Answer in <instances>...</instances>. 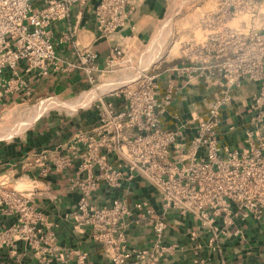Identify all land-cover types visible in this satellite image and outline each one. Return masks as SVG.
Returning a JSON list of instances; mask_svg holds the SVG:
<instances>
[{
    "label": "built area",
    "instance_id": "obj_1",
    "mask_svg": "<svg viewBox=\"0 0 264 264\" xmlns=\"http://www.w3.org/2000/svg\"><path fill=\"white\" fill-rule=\"evenodd\" d=\"M139 1L99 0L94 12L98 36L110 38L128 28ZM210 1L212 9L203 11L185 29L176 56L166 61L169 64L166 70L186 83L200 82L220 90L204 115L189 126L194 133L186 143L182 142L181 130L160 123L159 117L173 102L176 90L170 81L161 88L159 67L141 70L134 80L104 94L98 89L100 94L93 96L90 106L98 118L94 131L110 135L113 147L109 148L119 154V166L123 163L130 173H136L152 186L165 211L191 216L216 238L221 230L219 223L228 228L236 220L264 217V21L258 26L254 22L255 17L264 19L261 2L170 0L159 27L161 35L154 36L146 47L157 45L164 49L170 34L168 23L195 5ZM73 2L0 0V105L12 95L23 94L25 100L31 97L32 89L21 71L46 79L60 69L48 29L69 16ZM244 16L249 17L248 22L241 21L237 27L230 25ZM77 33L78 29L73 27L64 40L71 42L75 59L66 68L82 71L89 87L78 95L80 99L93 92L96 81L113 73V66L121 67L128 53L123 47L112 46L101 68L97 54L89 47H80ZM246 83L253 84L256 93L248 104V121L242 129L243 147L232 149L220 143V111L232 102V92ZM234 129V125L228 128ZM76 139L85 142V135L80 133ZM86 147L89 154L82 169L90 172L98 167L96 179L118 189L119 170L97 156L99 145L87 143ZM68 164V159L56 162L57 166ZM93 187V181L82 187L72 217L75 227L92 231L93 238L103 246H115L109 264H159L168 252L163 246L167 229L164 218L153 217L146 202H136L130 207L114 199L109 206L97 208L91 204ZM133 210L151 226L154 241L149 249L130 250L123 243L121 232ZM0 216L16 217L15 224L0 232V245L15 247L16 243L24 242L36 247L46 243L41 236L45 225L43 214L31 204L29 195L7 188L4 183H0ZM46 244H51V240ZM75 264H86V255L78 253Z\"/></svg>",
    "mask_w": 264,
    "mask_h": 264
},
{
    "label": "crops",
    "instance_id": "obj_2",
    "mask_svg": "<svg viewBox=\"0 0 264 264\" xmlns=\"http://www.w3.org/2000/svg\"><path fill=\"white\" fill-rule=\"evenodd\" d=\"M98 2L74 0L69 16L49 27L59 70L51 72L46 79L20 72L32 89L29 99L50 100L57 103L55 106L61 105L47 109V113L38 116L20 136L0 139V183L29 195L31 204L44 216L41 236L46 243L51 240V244L41 243L36 247L24 242L16 243L15 247L0 245V264H75L78 253L86 255V264H109L115 246H103L93 238L89 229L76 228L72 219L82 187L89 181L94 182L91 204L97 208L109 206L114 199H120L130 207L136 202H146L153 211V217L164 218L167 229L163 246L168 252L159 264H264V217L261 220L253 217L236 220L228 228L219 223L220 233L213 238L191 216L165 211L159 194L152 186L136 173H130L123 163L119 166V154L109 148L113 147L110 135L94 131L98 118L90 106L93 95L90 93L77 99L88 85L82 71L66 68V64L75 62V59L71 42L64 40L65 35L76 27L80 47L91 48L102 68L112 46L123 47L129 54L136 47L148 45L160 32L161 21L170 5V0H140L128 28L110 38H100L94 21ZM165 38L164 35L162 39ZM168 66L167 63L159 67L161 88L170 81L176 95L159 120L164 127L181 130L182 142L186 143L194 133L189 126L204 115L213 99L220 95V90L200 82L186 83L182 77L168 72ZM255 93V86L246 83L240 90L232 92V102L222 107L219 116L222 146L232 149L243 147L242 129L248 121V104ZM23 99V94L5 98L0 109ZM121 109L119 105L118 110ZM233 125L235 129L229 131ZM80 133L85 135V142L77 141ZM87 143L99 145L97 156L119 170L118 189L96 179L98 167L90 172L82 169L89 154ZM63 159H68L69 164L57 166L56 162ZM89 175L93 177L88 178ZM140 217L133 210L126 219L121 234L127 249H149L153 244L151 226ZM15 222V216H0V232Z\"/></svg>",
    "mask_w": 264,
    "mask_h": 264
},
{
    "label": "rangeland",
    "instance_id": "obj_3",
    "mask_svg": "<svg viewBox=\"0 0 264 264\" xmlns=\"http://www.w3.org/2000/svg\"><path fill=\"white\" fill-rule=\"evenodd\" d=\"M261 2V13L264 17V0ZM201 6V7H199ZM199 7V8H198ZM212 2H207L203 5L198 4L193 8L189 9L186 13L174 18L169 24L170 33L164 49L160 46L142 45L136 47L135 50L128 54V58H124L123 63L120 66H113V73L103 76L99 81L95 82L93 88V96L100 94L98 89L102 90L101 94L112 90L113 88L120 87L123 83L132 81L137 74L146 68L152 69L153 67H162L163 64H167L171 58L176 56V51L179 47V40L183 39L185 34V29L190 27L199 17L200 13L204 10L212 9ZM198 8V9H196ZM249 17H239L231 22V26L237 27L241 21L248 22ZM264 21L255 17V24L258 26L260 22ZM170 51V56L166 59L168 51ZM148 58V59H147ZM151 58V59H149ZM152 60V61H151ZM150 63V64H149ZM143 65V66H142ZM135 75V76H134ZM132 80H131V79ZM125 80V81H124ZM112 88V89H111ZM87 90L89 87L86 88ZM108 90V91H107ZM90 96V95H89ZM44 99L40 101H35L33 99H26L23 101H16L12 105L4 107L5 109H0V139H9L16 136H20L25 132L27 127L35 121V119L41 114L47 113V109L54 108L58 105L50 100ZM25 103V104H23ZM37 108V112L33 113ZM51 111V110H49ZM32 115V116H31Z\"/></svg>",
    "mask_w": 264,
    "mask_h": 264
},
{
    "label": "bare ground",
    "instance_id": "obj_4",
    "mask_svg": "<svg viewBox=\"0 0 264 264\" xmlns=\"http://www.w3.org/2000/svg\"><path fill=\"white\" fill-rule=\"evenodd\" d=\"M161 47V46H160ZM148 59V58H147ZM149 59H151V58H149ZM152 61V60H151ZM150 64V63H149ZM143 66V65H142ZM135 76V75H134ZM136 77V76H135ZM134 77V78H135ZM131 79V78H130ZM132 80V79H131ZM134 80V79H133ZM125 81V80H124ZM130 81V80H129ZM108 91V90H107ZM39 108H37L33 113L35 114V112H37V110H38ZM32 116V115H31Z\"/></svg>",
    "mask_w": 264,
    "mask_h": 264
}]
</instances>
